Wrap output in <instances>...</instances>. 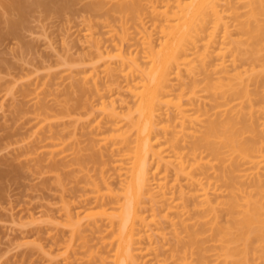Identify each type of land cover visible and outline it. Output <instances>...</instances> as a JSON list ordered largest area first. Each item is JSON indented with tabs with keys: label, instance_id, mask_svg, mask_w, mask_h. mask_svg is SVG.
Instances as JSON below:
<instances>
[{
	"label": "rangeland",
	"instance_id": "1",
	"mask_svg": "<svg viewBox=\"0 0 264 264\" xmlns=\"http://www.w3.org/2000/svg\"><path fill=\"white\" fill-rule=\"evenodd\" d=\"M82 1L74 2L77 4H73L70 14L66 11L71 7L56 14L55 10L32 5L31 13L26 12L24 19L20 14V19L15 6L14 10L9 7V0H0V264L117 263L114 256L118 245L117 215L119 205L125 201L122 194L130 187L136 163L134 151L140 137L136 128L142 119L138 120L135 110L136 97L143 90L140 93V88L134 90L137 95L130 93L135 76L134 63L130 62L134 55L140 64L146 62L142 55L148 32L140 34L136 30L141 23L147 28L150 17L145 10L147 2L142 1L145 10L140 5L142 22L125 34L119 28L125 13L121 21L119 7L116 8L119 12H113L118 0H104L105 6L99 2L103 0H97L103 10L94 11L93 14L98 13L95 17L91 11L87 16L85 7L92 1L96 5L98 2L87 0L83 3L89 5L85 6L80 4ZM230 8H235L237 14L242 11L235 0L220 6L226 14ZM9 20L16 24L19 21L17 27L11 28L16 31L10 30ZM236 37V31L229 30L224 43L220 36L213 42L210 48L215 54L205 59L206 69L200 66L201 47L186 51L183 60L187 63L172 72L169 86L157 102L156 125L149 143L153 150L160 149L161 155L160 159L153 156L149 161L151 198L160 191L166 192L165 204L176 208L169 212L172 216L164 213L165 205L162 213H158L162 205L159 206L156 197L153 201L144 198L142 209L154 204L157 217L148 224L151 237L145 236V240L134 244L135 248L140 247L135 255L140 264H178L173 262L178 243L168 218L184 220L189 227L195 225V211L189 204L192 202L186 200L189 205L182 210L184 200L179 192L185 182L175 173V153L179 150L174 146L181 145L187 152L203 130L207 117H199L201 113L194 104L205 102L209 105L204 104L207 109L212 108L210 100L215 98L210 94H216L218 85L226 82L219 69L221 61L227 62L230 74L248 67L249 59L242 44L234 42ZM119 48L120 53L130 56L127 60L130 67L125 60L122 63L120 59V64ZM206 86L209 92L204 89ZM253 103L255 119L264 123V112L258 111L264 105V97ZM180 109L189 118L185 120V129L179 123ZM211 114L214 110L209 112V118L213 119ZM132 119L136 127L131 124ZM209 169L210 181L223 191L211 196L219 202L226 194L223 183L216 180L214 169ZM218 211L219 222L224 224L227 215L222 208ZM143 214L150 221L151 212L146 209ZM205 245L212 246L210 241ZM172 255L174 259L170 258ZM207 259L209 264H220L212 252L207 253Z\"/></svg>",
	"mask_w": 264,
	"mask_h": 264
},
{
	"label": "bare ground",
	"instance_id": "2",
	"mask_svg": "<svg viewBox=\"0 0 264 264\" xmlns=\"http://www.w3.org/2000/svg\"><path fill=\"white\" fill-rule=\"evenodd\" d=\"M76 1L9 0V7L12 10H16L15 12L19 14L20 19L21 17L24 19L26 12L29 14L28 11L30 12L32 5L37 4L36 6L43 7L42 9H52L57 11L56 14H61L63 9L66 11L70 7L72 8L73 4L76 5L77 3H74ZM84 1L80 2V4ZM107 1L99 2H102L105 6ZM118 1L120 3H117V7L115 6V11L113 10V12L121 10L119 12L120 19L122 21L125 18V21L120 22L123 24L119 25V28L125 34H127L129 29L134 30L138 26L137 22L139 24L142 22V20L139 21L142 19L140 14L144 8L142 1L147 2L145 10H148L150 24L146 28L141 23L143 26L140 24L136 31L140 34L147 31L148 35L151 36H148L147 33L145 34L147 37H144V42H146V39L147 42L144 44L147 47L143 48L144 52L146 51L145 53L148 54L145 55L143 52L142 55L149 67L144 64L146 63L144 61L142 63L143 68L142 64L137 62V55H134L135 58L132 57V59L134 58L132 61L126 53H120L122 48L118 49L117 56H119H116L117 58L121 57L119 58L120 64L123 63V60L128 63L127 60L130 59V64L134 63L132 71L134 70L135 76L132 77L129 88L130 93L133 92V95H137L134 90L140 88L138 93H140L141 89L143 90L136 97L138 100L137 107L140 103V108L136 107L135 112L138 111L137 118L140 117L138 120L142 118L141 121H143L144 117L145 121L142 123L139 121L138 127L133 120L134 118L132 119L134 122L130 120L135 127L137 125L136 129L140 137L137 140L136 152L134 151L136 163H134L132 178L129 181L130 187H126L125 194H122L123 198L125 197L122 199L125 201L124 204L120 203L121 206L119 205L120 210L117 215V220L119 221H117L115 237H117L116 242L118 245L116 246L117 251L115 249L116 255H114L116 256L115 259H117V261L115 260L116 264H134L135 262V264H140L139 261H136L138 256H135L139 254L140 249L138 250V248L140 247L137 246L136 249L134 244L137 245L142 242L141 240L147 236L148 238L151 237L149 235L151 233H148L147 229L149 228L148 224L155 221L153 217H157L153 208L154 204L149 209L144 208V198L153 201L156 197L159 206L162 205V209L160 208L161 210L159 209L158 213H162L163 205L166 206H164V213H169L173 208H176L171 207V204V206L169 204L166 205L167 203L165 204L166 200H164V197L167 194L166 192L160 191L157 196L154 195V198H151L152 190L150 189L151 184L148 176V168L151 163L149 161L153 156H157L160 159L161 155V150H153L152 145L149 143L150 135L156 125L157 102L160 101L168 88L172 72L182 64L187 63L183 60L186 51L201 47L203 59L200 61V66L206 69L205 59L215 52L211 50L212 44L214 46L219 36L221 42L225 41L224 39L229 30L236 31L237 37L234 42L242 44L244 54L249 59L248 67L242 71L230 74L227 71L229 66L227 62L221 61L219 64L220 68L219 66L218 68L224 73L223 77L226 82L218 85L217 89L219 91L215 92L216 94H210L215 98L214 101L210 100H213L212 96H210L211 98L209 97L210 99H206L210 100L212 108L208 107L207 109L206 107L209 105L205 102L194 104L198 108L197 111L201 113L199 117L200 115L207 117L203 130L194 138L187 152L182 150L183 147L181 145L177 144L174 146L179 150L175 153V173L185 182V186L182 184L179 192L181 200H184L182 210L187 209L186 207L190 204V207L195 211V225L189 227L184 220L177 222L172 217L171 219L168 218L171 222H167L169 224L172 223L175 231L173 234L175 233L174 237L178 243V250H175L176 254H173L175 257L177 255V257L175 258L172 255L170 258H175L176 261L173 260V262H178V264H209L207 253L212 252L215 260L220 264H264V172H261L264 170V134L262 132L264 123H258L254 117L253 109L255 105L253 101H259L264 97V0H235L236 3L241 5L242 11L240 14L235 12V8H230L231 11L227 14L220 10L221 4L228 3L230 0ZM99 2L97 5L94 1L90 5L87 2V4L83 3L85 6L89 5L85 7L87 11L83 8V11L88 12L87 16L91 12L94 17L98 16V13L93 14V12H101L103 10V5H99ZM140 5H142V9L139 12ZM147 5H149L148 9ZM73 8L66 12L70 11L68 12L70 14ZM122 13L125 14L122 15ZM121 15L122 17L126 16L122 19ZM128 15L131 17H128ZM127 17L131 20V23ZM238 17L243 18V20L238 21ZM154 18L155 21L153 20ZM16 19L14 20L16 21ZM126 21L131 25L127 24ZM11 22H8L10 23L9 25L12 24L10 30L19 25V21L18 24L14 21L13 23ZM143 28H145V32ZM148 29L153 34V37ZM13 30L16 31V28ZM13 30L11 31L13 32ZM155 31L156 33L154 34ZM219 33L221 35L218 36ZM157 36L159 39H157ZM222 38L223 40H221ZM153 40L155 43H153ZM120 54L125 56L122 57L123 55ZM217 55L219 56V54ZM220 55L222 56V54ZM126 62H124V65L127 64ZM130 64L128 63L129 67L131 66ZM250 86H253V90L250 89ZM204 89H207L208 92L210 91L207 86ZM215 95H218L221 100L217 99L218 96L216 97ZM213 110L214 114H211V116H214V118L211 119L209 118V112ZM258 111L264 112V105L260 106ZM217 115H219L218 118ZM187 116L185 111L180 109L178 118L184 129L186 128L184 123L189 119H187ZM174 142H178L176 137ZM209 168L214 169L216 180L223 183L222 187L226 193L223 200L219 202L212 199L211 196L219 194L218 191L221 192V195L223 191L210 181L208 177ZM186 200L192 203L188 202L189 204H187ZM159 201L161 202L159 203ZM163 201L164 203H162ZM142 206H144L143 209ZM219 208H222L227 215V221L224 224L219 222ZM146 209L147 212H151L150 221L143 214ZM169 214H166L167 217H169ZM175 214H178V216L176 215L177 217L180 216L178 212ZM155 223L157 226V222ZM177 225L179 228H177ZM158 229L157 227L156 230ZM206 234L208 238L207 236L205 237ZM208 240L211 242V249L205 245L206 242H209Z\"/></svg>",
	"mask_w": 264,
	"mask_h": 264
}]
</instances>
